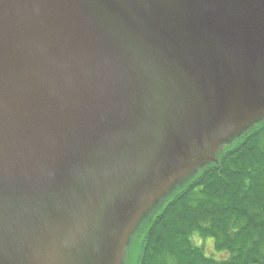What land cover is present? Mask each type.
Segmentation results:
<instances>
[{
  "label": "water",
  "instance_id": "1",
  "mask_svg": "<svg viewBox=\"0 0 264 264\" xmlns=\"http://www.w3.org/2000/svg\"><path fill=\"white\" fill-rule=\"evenodd\" d=\"M263 120L264 0H0V264H116L143 204Z\"/></svg>",
  "mask_w": 264,
  "mask_h": 264
},
{
  "label": "trees",
  "instance_id": "2",
  "mask_svg": "<svg viewBox=\"0 0 264 264\" xmlns=\"http://www.w3.org/2000/svg\"><path fill=\"white\" fill-rule=\"evenodd\" d=\"M260 123L156 215L139 264H264Z\"/></svg>",
  "mask_w": 264,
  "mask_h": 264
},
{
  "label": "rangeland",
  "instance_id": "3",
  "mask_svg": "<svg viewBox=\"0 0 264 264\" xmlns=\"http://www.w3.org/2000/svg\"><path fill=\"white\" fill-rule=\"evenodd\" d=\"M261 124V123H260ZM252 127V126H251ZM253 129V128H249ZM243 129L233 130L221 141L212 147L213 158L219 159L226 150L234 147L246 135ZM250 132V131H249ZM241 134V135H239ZM185 166L173 176L150 200L143 204L135 216L129 230L124 236L116 264H139L142 246L149 227L156 215L169 203V201L190 182H192L209 165L205 158L184 164ZM208 248L211 250L212 246Z\"/></svg>",
  "mask_w": 264,
  "mask_h": 264
}]
</instances>
